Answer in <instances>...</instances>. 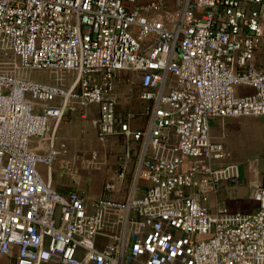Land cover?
Segmentation results:
<instances>
[{
    "label": "built area",
    "instance_id": "1",
    "mask_svg": "<svg viewBox=\"0 0 264 264\" xmlns=\"http://www.w3.org/2000/svg\"><path fill=\"white\" fill-rule=\"evenodd\" d=\"M36 69L57 76L32 80ZM123 71L141 74L144 127L117 108ZM93 105L99 138H123L119 179L139 143L124 201L61 192L38 169L66 153L65 116ZM240 116H264V0H0V254L15 264H264L256 177L255 212L209 206L224 181L241 183L212 122Z\"/></svg>",
    "mask_w": 264,
    "mask_h": 264
},
{
    "label": "crops",
    "instance_id": "2",
    "mask_svg": "<svg viewBox=\"0 0 264 264\" xmlns=\"http://www.w3.org/2000/svg\"><path fill=\"white\" fill-rule=\"evenodd\" d=\"M136 74H138L137 76L140 77L141 81V74L138 72ZM134 76L132 71L118 73L116 77V93L118 97H122L124 93L129 92L127 87H131ZM254 91L253 88L248 86L239 87V92L242 95L251 94ZM140 92L141 89L138 92V99L141 103ZM132 97V94H128L125 101L131 103ZM121 100L122 98L119 99V102H121ZM142 109L127 110L137 114L136 119L132 122L134 128L145 126L147 119L143 115ZM98 116L99 112L97 105H93L91 108L87 109L85 117H83L82 112L68 113L58 129L59 140L66 143V153L55 160L51 172H48L44 164H39L38 169L42 176L50 180L52 185L61 192H67L71 189L79 190L86 195L90 202L101 198L106 193H109L114 200L124 201L130 190L131 174L137 159L139 143H133L134 150L131 158L127 159L125 164L126 177L123 179L117 177V174L121 172L123 168L122 159L125 154V145L122 137L112 136L102 140L99 147L89 152L87 155L88 157L86 156L85 158L84 152H86V150L83 137L81 140L76 139L75 141L74 135L78 136L81 131L86 132L87 130H94L93 127L97 131L94 121L97 120ZM214 122L215 121L212 122V125ZM255 128L263 131L264 124L256 125ZM46 145L47 144L43 143L40 139L34 138L32 140L34 149H43ZM80 153H83L81 159L77 157ZM93 153L97 154V160L95 161L92 159ZM108 163L110 166H108ZM238 163L241 183L233 184L224 181L221 189L217 193L211 195L209 203L211 209H215L218 205H225L232 213L244 214L253 213L258 209L259 202L253 197L254 186L252 181L255 176L259 184L264 186V154L259 157L251 158L246 162ZM251 166L256 167L255 175L252 174ZM111 180L115 181L117 189L112 191L105 190V183ZM141 194L140 192L139 195ZM89 211L93 212L94 208L90 207ZM116 220V215H111L108 220V228L117 230L119 226L113 223ZM111 241L112 240L109 238L99 237L98 245L104 246L111 243ZM15 262L16 254L14 256L0 254V264H15Z\"/></svg>",
    "mask_w": 264,
    "mask_h": 264
},
{
    "label": "rangeland",
    "instance_id": "3",
    "mask_svg": "<svg viewBox=\"0 0 264 264\" xmlns=\"http://www.w3.org/2000/svg\"><path fill=\"white\" fill-rule=\"evenodd\" d=\"M25 73H27L32 80L41 82L53 81L57 76V74L51 73L48 69H36L26 71ZM132 73L135 76L132 79L131 87H127L129 92L124 93L122 97H118L117 108L120 111L142 109L144 105L143 102L140 103V100L138 99V92L141 89L140 77L137 76V72L132 71ZM62 75L69 79L68 81L75 76L71 72H65ZM128 94L133 95L131 103L125 101ZM120 98H122L121 102H119ZM262 123L264 124V116L227 117L215 120L212 125V137L214 140L223 141L225 143V146L231 152V160L236 162H246L251 158L259 157L264 154V130L260 131L255 128L256 125ZM93 129L94 130H87L86 132L81 131L78 136L74 135L75 141L76 139L81 140L83 137L86 150V152H84L85 158L89 152L99 147V144L102 141L99 138L98 129L97 131L94 127ZM82 154L83 153L78 154L77 157L81 159ZM108 166H110L109 163Z\"/></svg>",
    "mask_w": 264,
    "mask_h": 264
}]
</instances>
